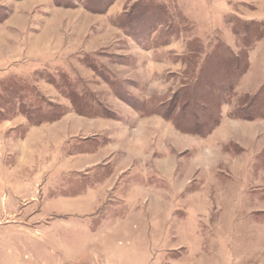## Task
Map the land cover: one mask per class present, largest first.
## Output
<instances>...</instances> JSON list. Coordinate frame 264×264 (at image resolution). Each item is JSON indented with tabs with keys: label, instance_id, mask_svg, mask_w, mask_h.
Returning <instances> with one entry per match:
<instances>
[{
	"label": "rangeland",
	"instance_id": "374dc122",
	"mask_svg": "<svg viewBox=\"0 0 264 264\" xmlns=\"http://www.w3.org/2000/svg\"><path fill=\"white\" fill-rule=\"evenodd\" d=\"M226 49L247 67L229 91L222 88L230 80ZM262 75L264 0H0V264H47V224L56 219L110 222L152 204L183 211L185 197L174 193L183 175L170 174L185 172L176 160L191 154L183 148L187 138L206 140L223 119L233 125L240 118L231 113L259 88ZM203 114L218 123L209 120L214 126L207 130ZM232 123L224 134L245 148L237 157L231 149L226 165L235 171V158L240 165L246 154L253 177L261 176L259 130ZM201 124L204 130L195 129ZM83 141L88 150L101 145L97 176L111 171L124 189L111 188L97 212L55 214L47 206L48 181L78 183L84 171L69 169L78 167ZM211 155L209 161H222L217 150ZM65 164L68 171L59 173ZM119 166L125 171L118 173ZM157 167L167 170L168 181ZM222 167L217 173L229 174ZM187 174L185 188L197 184L198 170ZM158 181L165 197L147 187ZM240 217L254 218L251 211Z\"/></svg>",
	"mask_w": 264,
	"mask_h": 264
},
{
	"label": "crops",
	"instance_id": "0c3cea01",
	"mask_svg": "<svg viewBox=\"0 0 264 264\" xmlns=\"http://www.w3.org/2000/svg\"><path fill=\"white\" fill-rule=\"evenodd\" d=\"M261 78L258 85L264 80V75ZM232 120L240 126L252 125L257 131L259 130L261 147L255 146L258 150L255 158L256 160L257 157L259 158L257 164L260 166H255V169L264 168L262 166L264 164V119ZM230 121L221 120L208 133L206 140L187 138L188 142L183 148L184 151L188 148L191 154L188 157H178L176 160L178 164L179 160H183L182 163L186 164L185 172L184 168H181L179 173L170 174L175 177L177 174L183 175L174 190L175 196L185 197L181 205L183 211L177 210L180 207L172 208L164 204L157 208L155 204H152L147 211L134 210L127 214L123 212L118 219L110 222L104 219L96 223L93 222L94 220L85 219L50 221L47 224L49 236H46L47 264H219V260L222 264H227V261H230V264H264V173L259 177H253L246 154L240 165L236 164L237 159L240 158H235L234 170L238 171H231L232 167L226 165L228 160L232 159L230 158L231 149L237 157V155L242 156L245 148L235 140L233 141L228 134H224L227 125H234L232 122L233 125H230L228 123ZM84 124L88 125V123ZM34 132L31 128L27 139L33 140ZM25 143L28 144V141ZM32 143L33 141L31 145ZM241 144L244 145L242 141ZM86 145V142L80 144L77 168L69 169L65 164L63 168L57 169L59 173L67 172L68 169L84 171L78 183H68L59 179L48 181L50 185L47 189L50 191L47 196L51 198L48 199L47 206L48 210H52L55 214L97 212L103 197L111 188L124 189L121 188L123 178L115 180L116 177L111 171L102 178L97 176L100 170L99 164H103L105 158L95 153L100 151L101 145L90 150ZM199 146L210 147L212 151L206 155ZM28 147L30 150L31 146ZM53 147L55 148V143ZM216 150L220 154L219 157L223 156L222 161L211 158L209 161L208 156L211 157V153ZM197 151L200 152V156L197 155ZM63 158L65 162L69 161L67 157ZM213 160L216 161L215 165ZM203 165H208V168L204 169ZM222 166H226L225 171H229V174L217 173ZM120 168L123 167L116 168L120 170L118 173L125 171V167ZM157 169L160 172V180L163 178L168 181L167 170L164 168L163 174L161 168L157 167ZM195 170H198L194 180L197 184L185 188L190 178L187 172L194 174ZM204 173L208 175L207 180ZM180 175L177 178H180ZM158 182L159 185L148 182L146 184L151 190L162 192V196L165 197L168 194L161 190L166 189H160L162 181ZM129 185L126 183L125 189ZM251 185L255 187L249 190L248 187ZM70 187L75 190H69ZM171 191H168L169 195H172ZM218 211L224 221L211 218L214 217L212 213H218ZM247 211L253 213V219L246 220L240 217ZM174 212H184L187 215L178 216ZM238 215H240L239 218ZM102 227L106 230H100ZM245 228L251 230H245ZM65 229L69 236H58L59 232ZM220 245L223 248L222 253Z\"/></svg>",
	"mask_w": 264,
	"mask_h": 264
},
{
	"label": "trees",
	"instance_id": "16d2710c",
	"mask_svg": "<svg viewBox=\"0 0 264 264\" xmlns=\"http://www.w3.org/2000/svg\"><path fill=\"white\" fill-rule=\"evenodd\" d=\"M246 24V23H245ZM246 32V31H245ZM226 51L230 54V58H229V62L231 63L228 67L226 68L227 70V77L230 79L229 81L225 82V84H219V87L225 88L226 91L230 90V86L232 85L233 82V76L235 74H239V71L241 74H243L247 67H246V61L242 60L241 58L237 57L234 53H232L231 51H228L226 49ZM243 61V62H241ZM216 84V83H215ZM230 87V88H229ZM233 115V117H238L240 119H245V120H253L256 118H260V119H264V82L262 84H260L259 88H257V90L253 93L252 96H248L247 101L245 102L244 106L239 108L237 111L232 112L231 113ZM56 114H54L55 116ZM203 116L205 117V122L208 123V121L210 120L211 116L207 115V114H203ZM219 121V118L216 117L214 120H210V123L213 122V124H217ZM41 122V121H39ZM32 123H37V122H32ZM213 124L209 123L207 124L208 129H211L212 126H214ZM198 126V121H195L194 123V127ZM205 129L203 127V125H199V128H195V129Z\"/></svg>",
	"mask_w": 264,
	"mask_h": 264
}]
</instances>
